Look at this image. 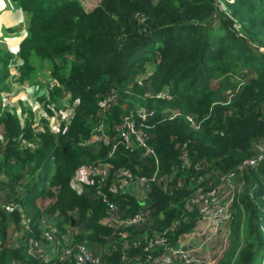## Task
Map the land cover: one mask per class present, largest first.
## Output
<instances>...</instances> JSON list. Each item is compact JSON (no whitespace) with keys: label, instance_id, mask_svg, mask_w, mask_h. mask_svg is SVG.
Here are the masks:
<instances>
[{"label":"trees","instance_id":"16d2710c","mask_svg":"<svg viewBox=\"0 0 264 264\" xmlns=\"http://www.w3.org/2000/svg\"><path fill=\"white\" fill-rule=\"evenodd\" d=\"M17 1L27 14L28 35L17 54L0 44V96L14 90L15 60L14 79L21 84L42 81L36 69L48 61L55 85L47 111L53 114L51 104L66 92L78 109L53 132L32 117L22 124L0 98V201L16 205L12 212L0 207V264H73L56 254L28 253L27 239H44L49 221L59 241L102 252V264H149L143 238L166 231L169 245L177 246L198 225V206H187L198 187L207 186L209 176L215 183L237 170L259 149L264 0H224L227 11L217 0H98L91 9L81 0ZM115 89L102 116V97L108 100ZM140 112L151 114L142 118ZM130 114L137 127L148 126L142 127L154 153L134 137L130 146L119 143ZM185 153L191 167L183 164ZM105 161L138 177L156 175L146 198L154 209L149 224H105L108 206L94 193L99 176L76 188L82 166ZM165 174L173 175L167 185ZM243 179L232 218L214 244L215 252L225 239L232 243L217 264H264V159ZM110 198L120 203L122 216L145 201L129 192Z\"/></svg>","mask_w":264,"mask_h":264},{"label":"built area","instance_id":"2783aa9c","mask_svg":"<svg viewBox=\"0 0 264 264\" xmlns=\"http://www.w3.org/2000/svg\"><path fill=\"white\" fill-rule=\"evenodd\" d=\"M217 5L221 9L224 6V8H226L224 0H217ZM236 26L238 27L237 23ZM13 63L11 65H13ZM12 67L13 74H17L16 63H14ZM12 81H14V90L12 91L15 92L16 85L21 83H18L14 78ZM54 85L55 82L53 81L51 89ZM115 97L116 96L112 94L108 100L106 99V101L102 103L103 110L100 112L102 116L105 109H107L112 103L111 101L113 99L115 100ZM74 111L75 109L73 106L72 108H69L68 116L65 117L64 120L69 121ZM150 114L151 112L139 113L142 118H145ZM49 116L50 117L48 118L45 116V119H41V122H39L37 126L40 128L48 126L51 131L57 132L59 130L60 122L63 120L59 121L55 119V116ZM190 119L194 121L192 118ZM137 122L138 121L131 114L125 117V120L119 128L121 136L119 143H124L127 146H130L132 144V137H134L138 147L145 148L147 152L154 153V150L148 143L149 135L147 131L144 130V127H142L148 126L142 124L141 127H137ZM102 126L103 125L101 124L99 129H102ZM102 136L105 138V134ZM116 146L117 143H115L114 149ZM263 159L264 151L259 148L253 157L244 160L237 170L222 175L220 179H218V182L213 183V181H209L207 177V186H199L187 202L189 208H192L194 205L198 206L200 213L198 217V225L187 235L183 236L177 246L173 247L169 245V238L166 231H158L154 235L145 236L143 241L145 244V250L148 252L146 255V261L149 264H216L219 255L221 254V250L216 248L214 252V244L216 245L218 234L225 230L232 218L233 205L237 200L238 193L244 186L243 174L249 168L256 166ZM183 164L187 167L193 165L187 153L183 155ZM195 168L202 169V165L197 163L195 164ZM113 169V165L106 161L82 166L78 170L74 179L75 185L78 184V189H81L84 184L92 183L95 176L100 177V182L94 193L96 197L100 198L108 206L109 213L102 220L105 224L134 225L136 227H143L146 224H149L152 220L154 209L146 202V198L148 197V190L151 187L152 182L156 181V175L150 178L144 176L138 177L128 168H120L119 170ZM172 178V174H165L162 176L161 180L167 185ZM200 179L203 178L201 177ZM127 192L132 196L141 200L144 199L145 201L142 203L141 208L133 215L122 216L121 213L123 210L120 207V203L112 200L110 196L112 194L121 195ZM2 206L10 212L14 211L16 207L14 203L0 202V207ZM23 223L29 224L30 218L25 217ZM201 237H204L205 240L199 242L198 238ZM55 238L54 229H47L44 233V239L30 236L27 239L28 253L32 256H37L40 247L44 245V242H53ZM141 241L136 242L135 245L141 244ZM207 247L211 249V252H204ZM153 249L163 250L158 255L154 256L151 252ZM56 255L59 256L62 261L71 258L73 264L103 263V253L95 252L83 243L73 245L67 241L64 245L57 247ZM42 256H45V258L50 257L49 254H43Z\"/></svg>","mask_w":264,"mask_h":264},{"label":"rangeland","instance_id":"374dc122","mask_svg":"<svg viewBox=\"0 0 264 264\" xmlns=\"http://www.w3.org/2000/svg\"><path fill=\"white\" fill-rule=\"evenodd\" d=\"M81 1H83V3H85L86 6H88V4L91 2V0H81ZM224 7L222 9L224 11H227V8H224ZM14 63H16V60ZM48 64H49L48 61H44V65H45L43 66L44 68L40 66L36 69L38 78H42L43 79L42 81H37L38 79H36V81H34V84L30 83V81H26L23 84H17L16 90L18 91L16 92L11 91L10 94H5L4 97L2 98L0 97L2 100V104L4 105L5 108H8V110L18 114V116L21 117L22 124H25L26 119L32 117V119L34 120L33 124L38 125V123L41 122V119H45L44 118L45 116L46 118H48L50 117L49 115H53L55 116L56 120L61 121V120H64L65 117L68 116L69 108H72L73 106L74 109H78L77 102H72V101L70 102L69 100H66L64 97H62L59 103L51 104V107L53 108L54 112L53 114H48L49 111H47V108L50 106L48 94L51 91V84L53 83V81H51L52 79L49 78L45 70ZM13 65H10L11 76H12L11 79L16 78V75H17V74H13V67H12ZM113 92H114V95L116 96V93H117L116 89L113 90ZM14 93H15V96H14ZM113 100L111 102H113ZM105 101L106 99L102 97V103H104ZM23 105L27 106V108L23 107ZM0 106H1V101H0ZM100 112H102V110ZM37 119H40V120H37ZM104 128L105 126H102V129L98 128L101 133L100 135H103L105 133V131L103 130ZM118 134H120V132H118ZM91 141H92V138L89 137L87 142L90 143ZM76 185L75 186L78 188L79 185L78 184ZM0 202L6 203L7 201L2 200ZM46 225L47 227L54 229L55 224L49 221V222H46ZM55 236H56L55 240H59V237L56 234V232H55ZM218 243L219 242L217 240V244ZM231 244H232L231 239L230 240L225 239L222 242V244H220L218 249L221 250V252H225L230 248ZM42 254H46V252L45 253L43 252ZM217 262H219V260H217Z\"/></svg>","mask_w":264,"mask_h":264},{"label":"crops","instance_id":"0c3cea01","mask_svg":"<svg viewBox=\"0 0 264 264\" xmlns=\"http://www.w3.org/2000/svg\"><path fill=\"white\" fill-rule=\"evenodd\" d=\"M98 0H91L88 6L84 5L91 9L96 5ZM28 35V26H27V14L23 10L21 4L17 0H0V44H6L10 47V49L17 54L19 52L18 47L21 42ZM14 48V49H13ZM18 91V90H16ZM15 91V92H16ZM15 96V93H14ZM1 98L4 95L0 96ZM64 98L66 100L71 101V94L66 92L64 93ZM26 107L27 106H24ZM30 109V108H28ZM259 148H264V137L260 139L258 142ZM209 181H212L211 176L208 177ZM218 182V179L215 180ZM78 189V188H77ZM199 242L204 241L205 238H198ZM62 242V244H61ZM65 244L64 240H54L53 242H44V245L40 247V251L38 252V256H42L43 252L49 255L56 254V249L59 246ZM204 252H211L207 247Z\"/></svg>","mask_w":264,"mask_h":264},{"label":"water","instance_id":"95a60500","mask_svg":"<svg viewBox=\"0 0 264 264\" xmlns=\"http://www.w3.org/2000/svg\"><path fill=\"white\" fill-rule=\"evenodd\" d=\"M74 223V219L72 218V224Z\"/></svg>","mask_w":264,"mask_h":264}]
</instances>
